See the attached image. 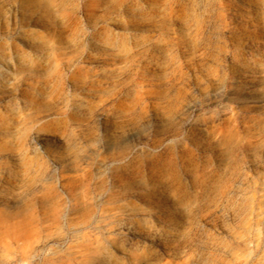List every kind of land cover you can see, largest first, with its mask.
Returning <instances> with one entry per match:
<instances>
[{
  "label": "rangeland",
  "instance_id": "obj_1",
  "mask_svg": "<svg viewBox=\"0 0 264 264\" xmlns=\"http://www.w3.org/2000/svg\"><path fill=\"white\" fill-rule=\"evenodd\" d=\"M0 264H264V0H0Z\"/></svg>",
  "mask_w": 264,
  "mask_h": 264
}]
</instances>
